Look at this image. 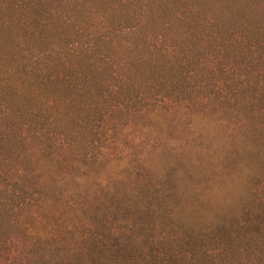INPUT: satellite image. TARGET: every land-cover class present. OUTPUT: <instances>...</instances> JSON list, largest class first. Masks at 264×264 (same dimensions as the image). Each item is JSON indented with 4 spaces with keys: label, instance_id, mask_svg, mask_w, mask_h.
Masks as SVG:
<instances>
[{
    "label": "rangeland",
    "instance_id": "1",
    "mask_svg": "<svg viewBox=\"0 0 264 264\" xmlns=\"http://www.w3.org/2000/svg\"><path fill=\"white\" fill-rule=\"evenodd\" d=\"M31 2L46 27H3L0 46L47 52L59 71L70 64L66 76L87 95H33L34 81L24 90L16 82L10 98L24 118L0 124V264H264V162L252 180L225 143L264 130V55L252 46L264 42V0H234L232 15H218V30L231 24L242 41L223 31L218 45L198 29L180 37L173 59L146 56L155 72L106 29L117 18L77 40L87 0ZM133 2L144 18L158 5ZM151 36L142 43L158 41ZM185 59L194 74L176 66Z\"/></svg>",
    "mask_w": 264,
    "mask_h": 264
},
{
    "label": "trees",
    "instance_id": "2",
    "mask_svg": "<svg viewBox=\"0 0 264 264\" xmlns=\"http://www.w3.org/2000/svg\"><path fill=\"white\" fill-rule=\"evenodd\" d=\"M30 1L31 0H0V32L3 30V27H7L13 30L15 29V33L19 35L24 34L28 30L38 31L40 27H42V29L46 27L47 20L43 18L42 13H34L33 10L28 13V6L32 4ZM79 1L80 7L85 0ZM157 1L158 5L155 7V10H152V7H145L144 12L149 14L144 18L141 14L143 13L141 7L131 5V3H136L133 2V0H87V8L84 11L80 10L77 12L74 18L76 20L74 21L75 30L72 33L78 40L83 37L86 30L91 28L90 25H92V23L96 21L105 23L111 17L117 18L118 22L115 24L111 23L106 29H111L110 32H113L118 38V41L124 38L125 43L127 42L130 45L133 44L132 49L136 50L137 53L135 56H138L140 62L144 61L141 65L143 66V64H145L149 68V71L154 70V72L158 67L157 65L156 67L150 66V62L146 61V56H151L153 53H162L163 56H168L173 59L171 53L175 51V48L182 47V40L180 37H184L185 40V36L187 38L195 36L198 34V29L200 32H206L205 34L209 40L218 45L222 40L224 41V39H226L227 35L230 39L237 38L241 41L243 40L242 34L239 35L235 33L234 30L236 29H233V25H220L224 27V29L218 30V25L216 24L218 15L222 13L224 8H228L227 10L230 11L231 15L233 14V9L235 7L231 6L234 5V0H167L170 4L168 8L163 6L167 4L164 3V0ZM83 7L85 6L81 8ZM125 7H127V9ZM120 11H123V13H120ZM153 11L156 13V16H153ZM84 12H88L92 15L90 20H86L83 17ZM150 20L153 21L152 25L149 24ZM68 27L71 26L68 25ZM223 31L227 33L224 37L223 33H221ZM151 34V37L159 36L158 41L153 42V38H150L151 42L144 41L143 44L142 40L145 39V36ZM173 35H176L174 39ZM93 40H101V36H96ZM167 40L172 44L171 49H165L163 45ZM88 41H91V37H89ZM27 44L28 42H25L22 45ZM120 44L119 42V46ZM68 45V42L63 41L61 50H66ZM255 45L257 44L253 43L252 45L255 49L254 52H262V55H264V42L257 47ZM250 46L251 45H249V47ZM16 47L17 44L14 43V41H12V43L4 41V44L0 46V124L3 120L5 121L4 124H10L14 118H16L17 121H19L21 117L24 118L22 111L19 114L16 113V105L10 98V95L17 92V81L20 82L19 88L22 87L23 90L32 86V81H34L35 85H33V89H31L33 95H87L84 92V81H79L75 84L69 80L70 77L66 76L67 71L69 73L71 70L70 64L63 63V65H60L62 68L59 71L56 65H49L50 56L47 52H34L33 47L26 55H22L19 51H16ZM92 48L93 45L89 47V51L92 50ZM258 48H260L259 51ZM61 63L60 61V64ZM191 65V70L188 72L189 74L192 72L194 74L196 70H194L193 62L185 59L183 66L176 64V66L183 69L189 68ZM203 65H205V63H203ZM197 66L198 64L195 68H197ZM50 74L51 76H49ZM108 76L112 78L109 79L110 89H114L118 78L114 76V72L111 68ZM59 77H61V79ZM250 80L248 79L245 82V86H248ZM114 81L115 83L113 84L112 82ZM60 83H64L63 85L65 87L60 88ZM77 85H81V87L77 88ZM240 85L243 86L242 84ZM93 86L96 90L97 84ZM75 89L77 91L71 93ZM151 89L152 87H149V91ZM95 95H101V92L97 91ZM30 97L34 96L25 95L23 100L28 104ZM33 100L34 98L32 101ZM39 104L43 105L44 103ZM29 109L30 112L28 114L31 115L33 108L30 106ZM33 132L41 135L44 134L40 128H35ZM246 138L247 136H245V134L239 136L234 135L229 137L225 143L228 147L227 152L237 156L239 163H242L241 168H244L247 174H249L248 177H252L253 180L257 176L256 169L259 168L258 165L264 162V130L253 140L249 139L244 141ZM243 154L247 155L245 160L242 158ZM247 200H249V197L242 203L243 207L246 206Z\"/></svg>",
    "mask_w": 264,
    "mask_h": 264
}]
</instances>
